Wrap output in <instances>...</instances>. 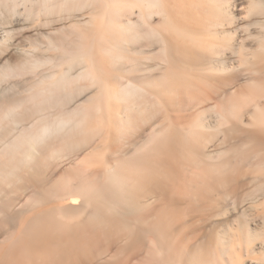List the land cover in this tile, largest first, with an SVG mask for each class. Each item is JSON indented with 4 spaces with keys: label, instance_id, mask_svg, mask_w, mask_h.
<instances>
[{
    "label": "bare ground",
    "instance_id": "obj_1",
    "mask_svg": "<svg viewBox=\"0 0 264 264\" xmlns=\"http://www.w3.org/2000/svg\"><path fill=\"white\" fill-rule=\"evenodd\" d=\"M246 2V5H244L240 0H0V59L3 60L4 55L6 58L4 65L0 63V179H7L6 182H8V180H13V177H19L18 182L21 179V182L26 181V184L30 185L31 183H27L30 179L23 181L22 179L31 178L36 182H33L32 185L37 183L39 185L41 180L44 179V176L41 178V173H36L37 169L40 168L38 166H42V164H39L40 160L41 163H44V161H48L47 157L49 156L53 159L64 158V154H67L68 149L70 153L72 152L76 155L82 165V167H80V164L79 166H74L75 168L80 167L73 172V176L79 182L74 184L70 181H63L62 184H59L61 186L57 188L58 190L56 189L54 194V198L58 202L56 206L52 208L50 206L51 209L49 210H42L39 206H36V204L38 205L37 199L36 201L33 200L34 203L31 200L30 203L34 204L37 209L33 211V215L29 216L28 220L26 219L28 223L33 224L32 230L30 229V231L26 232L25 227H28L26 223L25 225L23 224V229L26 233L25 235L22 233V235L17 236L21 238L18 239L22 243L20 251L17 253L18 255L15 256L18 249L7 252L4 254L5 258L0 261V264H56L55 258L57 259V256L63 250L61 249V252L58 251L60 253L57 256L55 255V257L50 253L51 250H47L45 240L48 238L53 239L54 235L58 234L59 231L66 232L65 234L67 232L68 234L70 233L69 236H72L74 240L76 238L80 239L87 228L99 231H106L110 228L115 229L116 235L111 233L110 230L106 234L110 236V239H112L113 235V243L115 241L119 242V240L122 242L126 240V249L129 251H126L129 254L126 255L132 261L135 258L137 260V257L140 254L142 256L143 253L149 256L148 258L146 257L144 263L141 262L140 264H237V243L230 246V234L227 232L217 233L214 242L211 246L208 245V250L205 253L201 249L199 253L193 251L195 248L198 250L197 247L200 248L202 246H197L198 244H195L196 247L192 245L195 248L191 253L188 252L192 248L187 245L189 246L187 248L189 250L185 252L188 253V255L186 254L187 256L182 255L179 250L184 247V244L183 246L180 244L179 249L176 248L179 251L174 250V246L176 247L178 244H174L177 242L175 239L176 242L173 243L174 246L172 247L171 235L174 233L172 232L173 229L177 227L178 215L170 213V208L176 207L178 205L177 202H171V205L164 202L162 211L152 216L150 214L147 215L146 212L144 213L143 198L161 196L162 200H167L169 196H173L172 189L178 195L182 193V187L194 189L195 186L196 189L201 190V186H208L206 181L212 177V179L215 178L216 181L221 183V188L220 190H217L218 188L210 189L208 196L210 198L208 199L212 200L214 204L219 203L220 207H222L220 200H225L240 193L239 186L242 184L240 183L242 177L246 179L244 180L245 182L242 180L243 184L251 182L249 185L253 183L255 185L259 182L258 180L261 176L264 177V0H246ZM16 17H23L25 21L23 23H30L34 30H36V27L38 30L40 29L39 32L35 31L38 37L34 36V34L36 35L34 32L32 36L33 39H36H32L33 41L26 46L18 45L17 42L21 40H14L16 37L15 33L22 30V28H25L24 32L27 30V26L21 23L23 27L20 26L21 29L19 28L15 32L14 25L16 23L14 19ZM68 20L74 22L73 25L70 22L72 25L70 32L62 31L57 36L49 33L50 30H46L47 32L45 33L42 32L43 28L44 31L47 28L52 31V28L56 27V25L55 27L53 26L54 24L60 26L59 23L69 22ZM237 33L243 35L242 51H238L240 54L236 52L237 49L234 43L236 37H233ZM32 36H28V38ZM23 38L25 40V37ZM247 40L252 41L255 47L249 48L244 52L247 49L245 44ZM14 41L17 43V48L13 47ZM25 43L29 42L26 41ZM150 47L151 49L153 47L158 48V51H154L155 53L152 54L153 49L151 50L152 52L150 51V55L145 50V48ZM10 49L18 53L16 56L19 57V61L16 62V60L15 65H13L12 60V64L10 61L7 62L9 54L6 57V53ZM203 52H205L206 61L203 64L197 63L198 65L201 64V67L198 68L202 72L215 73L216 75L224 74L228 75V77L232 75L230 76L231 80H239V78H234V76L240 74L243 76L244 85H246L244 91L237 92L234 96H228L229 94L223 91V88L225 86L230 87L229 82L231 81L227 82V79H225L226 81L221 82V86L212 87V92L202 97L210 101L218 99L217 97L221 99L226 97L224 102L220 100V103L215 102L217 104L214 103V105L210 106V111L213 112L215 120H217L214 126L200 118H192L190 120H182V118L175 121L176 117L174 120L170 119L172 115L169 118L163 116L164 121L166 118L163 124L160 122V126H156L158 123L155 124L156 127L151 129L147 138L143 139L144 141L139 146V141H137L138 144L135 143L137 147L133 154L135 156L130 157L132 160L129 161L127 157L125 160L128 159V161H120L119 158L120 163H117L119 161L116 160L117 164L113 162L115 165H111L115 158L111 163H109L110 159H106L107 157L104 155L106 152H103L107 150L104 148L106 143L102 139L108 138L107 135L109 134L106 137L105 134L110 129V125L116 121H112L113 115L119 117V119L115 117L118 120L115 123L118 127V130L115 129L116 132L120 134L122 139L128 133V139L131 136L129 133H135L139 129V133H137L140 134V130L149 125L147 122L153 121L162 112L168 114L170 104L175 101L178 103L177 97L179 94L182 93L191 99L194 90L202 92L201 86H205L203 85L205 79L203 81L191 70L195 65L197 67V64L192 62L196 58L195 55L201 54L204 59ZM228 52L239 55V65L231 70L226 65L225 60ZM148 53L149 55L147 56ZM194 56L195 58L193 59ZM10 57H12V54ZM199 57H197V60H200ZM16 59L18 58L16 57ZM146 60L153 61L152 63L155 62V64L146 67V63L149 62H146ZM121 64L122 67L123 65L126 66L125 68L128 72H125L126 74L131 76L136 74L137 76L114 83L112 77L114 73L111 74L110 69H115ZM196 67L195 70H198ZM126 69L124 70L126 71ZM155 71L158 72V75ZM17 78L21 79L17 80ZM207 83L205 84L208 87L209 83ZM19 86L24 89L25 86L27 87L25 91L22 89L25 92V96L23 95L24 93L22 94L23 96H18L16 94L17 91L16 93L14 92ZM88 91H92L93 94L91 92L92 95H87ZM19 92L21 94L22 91L20 90ZM182 101L180 97V102L182 103ZM191 102L193 101L191 100ZM183 104L184 102L182 106L185 107L187 104L190 105V102L186 105ZM171 106H174V104ZM180 106H177L178 110L182 108ZM247 110L250 113L251 120L246 124L242 120L241 115L243 111ZM171 111L177 112L174 109ZM158 120L160 119L158 118ZM118 134L115 133L116 136ZM112 135L113 137L115 136L114 134ZM112 135L110 138L113 140ZM220 136L222 137L220 138L222 139V144L224 143L225 145H223L226 147L224 148L223 146L224 149L220 151L221 148L219 149L220 146H218L216 151L212 150L213 152H209L207 150L208 144L213 143ZM76 137L79 139L78 142L73 140L77 139ZM70 140L75 143L72 141V143L70 142L71 144L67 143ZM117 140L119 143L122 141ZM126 141L121 143L124 145L127 143ZM65 142L66 145H64ZM123 145L120 146L124 148L128 143ZM66 147L69 148L67 149ZM65 148L67 152L64 151ZM84 148L86 150L89 149V151L91 149V151L87 154L86 151L84 154ZM108 149L111 150L110 148ZM112 150H114L113 147ZM81 151L84 156L79 159ZM115 151L118 153V149ZM78 152L80 154H77ZM120 156H117V158ZM124 156H127V154L125 153ZM170 162L176 163V165L179 164L177 171L167 169L170 166ZM36 163H38L36 166L38 168H35ZM49 164H52V162ZM243 164L245 166L247 164L250 169L252 168L250 170L248 167L243 166V169L245 168L243 171L246 170L249 173L247 178L244 176L248 175L247 172L245 171L246 174L243 172L244 175H242V170L240 171ZM56 166L59 165L57 164ZM25 167H28V169H33L34 167L36 171L33 169V174H31L30 169L28 172L31 177L30 175L27 177V172L24 171ZM164 169L167 170L164 171ZM18 170L20 173L23 171L25 173L23 172L24 174L21 175L17 173L19 172ZM90 170L91 173L89 174ZM15 172L23 177L20 178ZM68 172L70 173V171ZM251 172L252 174H250ZM250 176L253 179L258 178L257 182H253ZM67 177L69 178V176ZM75 179L73 178V180ZM15 180L14 182H16ZM263 180L261 182L262 185H258V183L256 188L254 185L252 186L254 188V190L252 189L253 194L250 192L252 197L258 194L261 195L262 191L264 192ZM43 184L45 183L43 182ZM243 184V187L247 185ZM8 185L11 186L10 183ZM217 185L220 186V184ZM242 186L240 188L243 189ZM17 187L15 188L16 190ZM259 189L261 190L260 193H258ZM19 191L21 190L19 189ZM250 193H247L249 197H251ZM247 194L244 196L246 197ZM48 195L47 193L46 196ZM244 196L241 197L245 199ZM12 201L14 202V200ZM45 201L48 203L47 199ZM51 203L53 202L51 201ZM225 203L227 204L229 201L227 200ZM15 204L14 206L17 207V204ZM0 206L3 210V206ZM5 206L9 207L8 205ZM5 206L4 209H6ZM28 207L29 209L31 207L29 203ZM220 207L212 208L211 214V210L207 211L208 213L203 218L212 221L214 218L221 216L226 210ZM86 209H88V212H86L85 220L84 216L82 217L83 221L76 218V215H84ZM230 209L231 207L228 210ZM17 214L19 213L17 212ZM226 214L228 213L226 212ZM12 215L9 218L12 219L11 223L13 225L18 222L22 223L24 217L19 215L21 217H18L21 219L19 221L17 217L15 219L16 214ZM6 217L8 218V216ZM75 218L80 223L76 224L77 222H75V224L71 225V221H75ZM79 218L82 219L80 216ZM262 218H264V215ZM5 219H2V222ZM28 223L27 225L29 226ZM41 226L43 228L46 226L47 229L41 230ZM49 226L55 231H52V229L51 231L48 230ZM76 226H78L79 230H77ZM242 227L243 229L240 233L242 240L240 239L241 242L239 240L238 243L239 245L244 243L247 253L251 254L254 250L251 251L249 245L258 239L264 241V233L261 231L256 232L249 226L245 229L244 226ZM90 230L88 229L87 231L91 232L92 230ZM78 231L79 234H82L80 235L81 237H77L78 233L77 235H72ZM22 232L24 231L22 230ZM96 232L92 231V233ZM14 234L12 235L14 236ZM65 234L61 235L64 236ZM87 235L88 233H86ZM89 235L93 236L94 234L91 235L90 233ZM15 239L11 240L14 241ZM55 239L52 240V244ZM99 240L101 243L104 241L100 237ZM99 240H97L98 243ZM235 240L237 241V239ZM16 241L17 239L14 243ZM60 243L62 244V242ZM81 243L80 240V243H76V246L78 245L79 247ZM101 243L100 245H102ZM260 243L264 242L260 241ZM72 245L73 247L75 246L74 244ZM63 246L60 248H67V245ZM90 246H92L91 242ZM204 246L203 248H205ZM100 247L97 249L98 252L102 249L105 250L103 246L100 250ZM67 249L69 251L72 250L70 248ZM77 249L80 250V248ZM172 249L175 253L172 252ZM196 249L195 251H197ZM41 250H44V252ZM87 250L90 249L88 248ZM94 250L95 252L93 253L96 256V249L94 248ZM238 250L240 249L238 248ZM14 251L16 252L14 253ZM169 252L174 255H169ZM79 253L82 255L84 252ZM81 255L79 254L78 256ZM96 258L99 260V257ZM83 259L86 261L88 258ZM120 260L122 261V258ZM62 261L65 262L66 260ZM137 262H139V259ZM110 263L114 264L113 262Z\"/></svg>",
    "mask_w": 264,
    "mask_h": 264
},
{
    "label": "rangeland",
    "instance_id": "obj_2",
    "mask_svg": "<svg viewBox=\"0 0 264 264\" xmlns=\"http://www.w3.org/2000/svg\"><path fill=\"white\" fill-rule=\"evenodd\" d=\"M240 2H242L244 5H246V0H240ZM16 18H18L19 20H20V22H19V20L18 19H16ZM14 20H15V25H14V30H15V32H17L16 30H19V28L21 29V27H23V26H21L22 24L21 23H25V21H24V18L23 17H16ZM17 20V21H16ZM69 21V20H68ZM67 22V21H66ZM65 21L62 23V24H60L59 23V25L60 26H58L57 24H54L53 26L55 27V25H56V27L55 28H52L53 30L51 31V29L50 28H47V29H45V31H44V28L42 29V32H47V31H49V33H52L54 36H57V35H60L61 34V32L62 31H65V32H70L71 30H72V25H73V23L74 22H71V21H69V22H67L66 23ZM70 22H71V24H70ZM18 23H20V24H18ZM23 23V24H24ZM65 23V24H64ZM27 24V25H26ZM26 24H24L25 26H27L26 28H27V30H28V28H30L32 25L30 24V23H27L26 22ZM30 24V25H29ZM66 24H68V25H66ZM19 25V26H18ZM29 25V26H28ZM21 26V27H20ZM17 27H18V29H17ZM58 27H60L59 29H58ZM25 28H22V30H19V32H17V33H15V36L17 37V36H21V37H15V39L14 40H16V41H19V40H21V41H19V42H17L18 43V45H28V44H30V42L31 41H33V40H35L36 38H34L33 39V33L36 31H38L39 32V30L37 29V27H36V30H34V28L33 27H31L29 30H28V32H27V30H26V32H24L25 30H24ZM33 29V30H32ZM55 29V30H54ZM56 29H57V31H56ZM228 29V28H227ZM31 30H32V32H31ZM47 30V31H46ZM30 31V32H29ZM53 31H54V33H53ZM35 32V33H36ZM57 32V33H56ZM20 33V34H19ZM24 33V34H23ZM27 36V37H26ZM28 36H32V37H29L28 38ZM34 36H36V37H38V35H37V33H36V35L34 34ZM23 37H25V40L26 41H28L29 43H25L26 41L24 40V38ZM233 37H236V39H234V43H235V46H236V49H237V53H238V51H242V48H241V46H242V44H243V35L242 34H234V36ZM23 38V39H22ZM30 38H31V40H30ZM33 39V40H32ZM16 41H14V46L13 47H16L17 48V43H16ZM24 41V42H23ZM16 43V44H15ZM22 43H24V44H22ZM245 44H246V47H247V49H245V51L244 52H246V50H248L249 48H253V47H255V44L252 42V41H250V40H247L246 42H245ZM16 45V46H15ZM16 48H14L15 50H16ZM13 49V48H12ZM12 49H10L11 50V54H12V57H10V50L8 51V53H6L7 54V56L6 57H8V54H9V60L7 59V62H11V60L13 61V65H15L16 64V62H18L19 61V57L18 56H16V55H18V53H16L17 51H15V52H13L14 50H12ZM154 49V50H153ZM145 50L147 51V52H149L150 53V51L151 50H153V52H152V54L153 53H155L154 51H158V48H155V47H153L152 49H151V47L150 48H145ZM13 52V53H12ZM149 53L147 54V56L149 55ZM234 54V53H227L226 54V58H225V60H226V65H228V68L231 70L233 67H237V65H239V55L238 54H240V53H238V54ZM15 54V55H14ZM202 54H204V59H203V55L201 56V54L200 55H198V56H200V57H202V58H200L199 57V59L201 60H197V55H195L196 56V58H195V56L193 57V61L192 62H194V63H204L205 61H206V56H205V52H203ZM14 55V56H13ZM150 55H151V53H150ZM5 56V55H4ZM3 56V60H1L0 61V63L1 64H5L4 62H5V60H6V58ZM16 57L18 58V59H16ZM5 58V59H4ZM12 58V59H11ZM15 59V60H14ZM17 60V61H16ZM197 60V61H196ZM203 60V61H202ZM221 60H222V57H221ZM2 61H3V63H2ZM16 61V62H15ZM147 61H149V60H146V62ZM199 61V62H198ZM153 61H149L148 63H146V67L147 66H151V65H153V64H155V62L154 63H152ZM194 63H193V66H194ZM1 64H0V66H1ZM11 64H12V62H11ZM201 64H197V67H196V65H195V67L196 68H198V67H201L200 66ZM118 67V66H117ZM116 67V68H117ZM124 67V68H123ZM123 67H122V64L118 67V69L116 70V68L115 69H110L111 71V74H113L112 75V77H113V82L114 83H118L119 82V80L122 82V81H125V79H127V78H130V77H133V76H137L136 74H132V76L130 75V74H126L125 72H127V69L125 68L126 66L125 65H123ZM195 67L191 70L192 71V73H194L197 77H199V78H201L203 81H204V79H205V81H204V84L203 85H205L204 87L203 86H201V88H202V92H197V90H194L193 91V93H192V95L194 96H191L192 98L190 99V97H187V96H185L184 94H179V96L177 97V101H178V103L175 101V102H173L172 104H174V106H171L172 104H170V106H169V108H168V111L169 112H167L168 114H166L165 112L163 113H161V114H159V116H157L156 117V119L154 118L153 119V121L152 120H150V122L148 121L147 122V124L149 123V125H147V127H144V129L142 130H140L141 132H142V134H141V132H140V134H138L139 133V129L137 130V132H131V133H129V135L131 134V136H129V140H130V142H129V140L127 139V136H128V133L126 134V136H125V138H120V134H118L117 132H116V130H118V127L116 126V124L115 123H117V119L115 118V117H117V116H114L113 115V117H112V121H115L114 122V124H112V125H110V129L106 132V134H105V137H106V135L107 134H109V135H107L108 136V138L106 137V138H104V139H102V140H104L105 141V149H107V150H104L103 152L105 153L104 155L107 157L106 159L108 160V159H110L109 160V163H111V161L112 160H114V158H115V160L114 161H112V163H111V165H115V164H117V163H120V161H124L125 160V158H127L128 157V159H129V161L130 160H132L130 157L132 156V157H134L135 155H133L134 153H135V150H136V147L137 146H135V143L136 144H138V142L137 141H139V144H138V146L147 138V136H148V134L151 132V129L153 128V127H156V126H160L161 124H163V122H165L166 121V118L165 117H171V115H172V117L170 118L171 120L173 119L174 120V118L176 117V120L175 121H178V119H182V120H190V119H192V118H197V119H202V120H204L205 122H207V123H211V124H213L212 126H214V124L215 123H217V120H215V117H214V114H213V112L212 111H210V109H211V107L210 106H212V105H214V103L215 102H217V103H220V100H221V102H224V100H225V98L226 97H222V99L220 98V97H217L218 99H215V100H213V101H210V100H207V98H204V99H206L205 101H204V99L202 98V97H204V96H207V95H205V94H208V93H210V92H212V87H215V86H221L222 85V83L221 82H223V81H226L225 79H227V82L228 81H231V82H229V85H230V87H228V86H225L224 88H223V91H225V92H227V94H229L228 96H234L235 95V93L237 94V92H242V91H244V89L246 88V85H244V82H243V76L242 75H240V74H238V76H234V78H239V80L238 79H232L231 80V78H230V76H232V75H230L229 77H228V75H224V74H210V73H207V72H202L199 68H198V70L196 69L195 70ZM108 69V68H107ZM124 69H126V71L124 70V72H123V70ZM194 70V71H193ZM116 71V72H115ZM120 71V72H119ZM197 71V72H196ZM123 72V73H122ZM156 72V74L158 75V72L157 71H155ZM155 72H154V74H155ZM201 72V73H200ZM118 73V74H117ZM123 75H122V74ZM128 73V72H127ZM197 73V74H196ZM141 74V73H140ZM139 74V75H140ZM155 74V75H156ZM203 74V75H202ZM208 74V75H207ZM120 75V76H119ZM237 75V74H236ZM118 76V77H117ZM123 76V77H122ZM125 76H127V77H125ZM118 78H120V79H118ZM121 78H123V79H121ZM210 78V79H209ZM233 78V77H232ZM21 78H17V80H20ZM114 79H115V81H114ZM230 79V80H229ZM117 80V81H116ZM207 80V81H206ZM211 83H210V82ZM209 83V85H208V87H207V85L205 84V83ZM84 83H86V82H84ZM83 83V84H84ZM207 83V84H208ZM213 83V84H212ZM217 83V84H216ZM218 83H220L219 85H218ZM232 85H231V84ZM84 85H86V84H84ZM212 85V86H211ZM22 87H24L23 85H21ZM21 86H19V87H17L15 90H14V92L16 93V91H17V95L18 96H25V92H23V90L22 89H24V88H22ZM210 86V87H209ZM27 87L25 86V89H26ZM206 88V89H205ZM211 88V89H210ZM25 89H24V91H25ZM226 89V90H225ZM22 91L21 92V94H19L20 92L19 91ZM204 90V91H203ZM92 91H94V90H92ZM92 91H88V93H87V95H92L93 94V92ZM198 91H200V90H198ZM208 91V92H207ZM91 92H92V94H91ZM197 93V95H196V93ZM205 92V93H204ZM222 92V91H221ZM232 93V94H230V93ZM13 93V92H12ZM24 93V94H23ZM23 94V95H22ZM202 94V95H201ZM199 95V96H198ZM196 96H197V98H196ZM180 97H181V100H183L182 101V103L184 102V104L183 105H186L187 103H189L190 102V105H186L185 107L184 106H182V103L180 102ZM178 98H179V100H178ZM183 98V99H182ZM189 99V100H188ZM194 99H196V100H194ZM203 99V100H202ZM188 100V101H187ZM191 100L193 101V102H191ZM199 103H198V102ZM80 102H82V101H80ZM186 102V103H185ZM194 102H195V104H194ZM205 102V103H204ZM175 103H177L176 105L179 107L180 105L182 106V108H180L179 110H178V108H177V106L175 105ZM196 103H198L197 105H196ZM217 103H215V104H217ZM180 104V105H179ZM192 104V105H191ZM195 105V106H194ZM180 106V107H181ZM190 106V107H189ZM173 107V108H172ZM174 109V111H176L177 110V112L176 113H174L173 111H171V110H173ZM123 111V110H122ZM121 111V112H122ZM115 114V113H114ZM166 114V115H165ZM173 114H174V116H173ZM177 115V116H176ZM163 116H165L164 118H165V121L163 120ZM178 117V118H177ZM241 117H242V120L247 124V123H249V121L251 120V117H250V113L248 112V110L247 111H243V113H242V115H241ZM115 118V119H114ZM118 119H119V117H117ZM158 118L160 119V120H158ZM162 119V120H161ZM155 121H156V123H155ZM158 121V122H157ZM154 122V123H153ZM159 122L161 123V124H159ZM158 123V124H157ZM174 123V122H173ZM155 124H157L156 126H155ZM145 126V125H144ZM142 128V127H141ZM216 128V127H215ZM116 129V130H115ZM144 131V132H143ZM115 133L116 134H118V136H116L115 135ZM112 134H114L115 136H116V138L117 137H119V138H117V139H119V140H122L123 141V143H125L124 141H126V140H128V141H126L127 143H128V145H126V144H124V145H126L124 148L122 147V146H120V145H123V143H121L122 141H120V143H119V141L116 139V138H114L113 137V135ZM137 136H135V135ZM111 135H112V137H113V140L110 138L111 137ZM141 135V136H140ZM79 137V136H78ZM140 137V138H139ZM142 137V138H141ZM145 137V138H144ZM77 138V137H76ZM130 138H132V139H130ZM139 138V139H138ZM220 138H222L221 136L218 138V139H216L215 141H213V143H211V144H208L209 146L207 147V148H205V149H207L209 152H213V151H216L218 148V146H220L219 147V149H220V151H222L226 146H224L223 144H222V139H220ZM106 139V140H105ZM111 139V140H110ZM115 139H116V141L118 142H116L115 141ZM144 139V140H143ZM73 140H77V142L79 141V139L77 138V139H73ZM73 140H70L69 142H67V143H70L71 141L73 142V143H75ZM220 140V141H219ZM107 141H108V144H107ZM115 142L114 144H113V142ZM71 142V143H72ZM76 142V143H77ZM219 142H221L220 144H219ZM70 143V144H71ZM112 143V144H111ZM117 144V145H116ZM119 144V145H118ZM64 145H66V142L64 143ZM108 147H107V146ZM112 145V146H111ZM123 145V146H124ZM132 145V146H131ZM221 145H222V147H221ZM67 146H69L68 144H67ZM111 146V147H110ZM121 148H120V147ZM223 146H224V148H223ZM112 147H113V149L114 150H112ZM128 147H130V148H128ZM67 149L69 148V147H66ZM66 148H65V152H67L66 151ZM108 148H110L111 150H109ZM127 148V149H126ZM214 148H216V149H214ZM85 149V148H84ZM116 149H118V153H117V151H115ZM125 151H124V150ZM123 150V151H122ZM202 150V149H201ZM211 150V151H210ZM213 150V151H212ZM83 151V150H82ZM82 151H81V154L78 152L77 154H80L79 156H80V158L79 159H81V158H83V156H84V154H85V152H86V154L87 153H89L90 151H91V149H90V151H89V149L88 150H84L83 151V153H82ZM109 151V153H111L112 151V153L111 154H109V153H107ZM116 153H115V152ZM127 151V152H126ZM203 151V150H202ZM73 152H75L74 150H73ZM121 152H122V154H121ZM69 153V154H68ZM120 153V154H119ZM125 153L127 154V156H124L125 155ZM75 154H76V152H75ZM109 154V155H108ZM67 157H66V156ZM71 155V156H70ZM82 155V156H81ZM108 155V156H107ZM121 155V156H120ZM47 156V155H46ZM49 156V155H48ZM105 156H104V158H105ZM117 156H120V157H118L117 158ZM189 157H190V155H188ZM44 157V156H43ZM71 157V158H70ZM73 157V158H72ZM111 157V158H110ZM123 157V158H122ZM45 158V157H44ZM44 158H43V160H44ZM48 158V161H44V163H41V160H40V163L39 164H42V166L41 165H39L38 167H40V168H38V167H36L37 165H38V163H36L35 164V168H38L37 169V171H36V169H34V167H33V169L36 171V173H38L39 172V174L41 173L42 174V176H41V178L43 177L44 179H42L41 180V182H40V184L38 185V183L35 185V184H33L32 185V183L34 182L31 178H24V179H22V181L23 180H29V181H27V183L29 182V183H31L30 185H27L26 184V181H23V182H21V179H20V182H18L19 181V177H13V180H8V182H6L7 181V179H5V180H3V179H0V205H2L3 206V210H2V207L0 206V215H1V217H0V223L2 222V219H5V221L3 220V222L0 224V226H2V227H0V261H2V259L3 258H5V255L4 254H6L7 252H11L12 250H16V249H18L17 250V252L16 251H14V253H15V256H17L18 254L17 253H19V251H20V246H22V243H20V240L19 239H21V238H19V237H17V236H19V235H22V233H24V235H25V233L27 232V231H30V229L32 230V225L33 224H31V223H28L27 222V220L31 217V215H33V211H36L37 209H36V207H34L35 205L34 204H32V203H34V201H36V199H37V202H38V205L36 204V206H39V208H41L42 210H49V209H51L52 207H54V206H56L57 205V203L58 202H56V198H54L55 197V191H56V189L57 188H60V186L61 185H59V184H62L63 183V181L64 182H67V181H70L71 183H74V184H76L77 182H79V180L78 179H75V177L73 176L74 175V170L75 169H78V168H80V167H82V165L80 164V161H78V159H77V157H76V155H74L72 152L70 153V151H69V149H68V152H67V154H64V158H61V159H53V158H51L50 156L49 157H47ZM76 158V160H74ZM120 158V161L118 160ZM54 160V162H53V160ZM65 159V160H64ZM128 159H126L125 161H128ZM42 160V161H43ZM45 160H47V159H45ZM59 160H61V161H59ZM116 160H118L119 162H117L116 163ZM52 162V164H49V163H51ZM62 162V163H61ZM115 164H114V163ZM60 163V164H59ZM44 164V165H43ZM47 164H49V165H47ZM54 164V165H53ZM59 165V166H56V165ZM76 164H78V165H76ZM79 164L81 165L80 167H74V166H79ZM175 165H176V163H174L173 164V162H170V166H168V168L167 169H171L170 171H172V169L174 170V171H177V167H178V165H176V167H175ZM33 166V165H32ZM32 166H30V167H32ZM50 166V167H49ZM243 166L244 167H248L247 166V164H246V166H245V164H243L242 165V168L240 169V171L242 170V175H244V173L243 172H245V171H243L244 169H243ZM104 167V166H103ZM253 167H255V166H253ZM249 169H250V167H248ZM22 169V168H21ZM25 170L24 171H26L27 172V174L26 175H28L27 177H29V175H30V173L28 172L30 169H31V174H33L32 173V171H33V169L32 168H29L28 169V167H25L24 168ZM26 169H28V170H26ZM167 169H164V171L165 170H167ZM247 169V168H246ZM252 169V168H251ZM250 169V170H251ZM47 170V171H46ZM71 170H73L72 172H71ZM95 170V169H94ZM249 170V171H250ZM19 171V170H18ZM22 171V170H21ZM23 171V172H24ZM45 171V172H44ZM68 171H70V173H72V174H70ZM253 171V170H252ZM17 172V171H16ZM15 172V173H16ZM20 173V171L19 172H17V173H19V174H24V173ZM68 174H67V173ZM247 172V171H246ZM246 172H245V174H246ZM16 173V174H17ZM29 173V174H28ZM91 173V170L89 171V174ZM19 174H17V175H19ZM65 174H66V176H65ZM88 174V173H87ZM247 174L248 175H244V176H246V178L249 176V173L247 172ZM250 174H252V172L250 173ZM21 175H19L20 176V178H22L23 176H21ZM26 175H25V177H26ZM67 176H69V178L67 177ZM252 176V175H251ZM250 176V178L251 179H253L252 177ZM30 177H31V175H30ZM62 177H63V179H62ZM92 177V176H91ZM254 177V176H253ZM65 178V179H64ZM73 178L76 180H73ZM10 179V178H9ZM12 179V178H11ZM14 179H16L15 181L16 182H14ZM61 179V180H60ZM72 179V180H71ZM257 179L258 178H255V179H253V182L254 181H256L257 182ZM264 179V177H260V179L258 180L259 182H257L256 184H258V185H262L261 184V182H262V180ZM18 180V181H17ZM32 180V181H31ZM213 180V181H212ZM242 180L244 181V180H246L245 178H243L242 177ZM242 180H241V182L240 183H242L243 184V182H242ZM248 180H250V179H248ZM248 180H247V182H248ZM13 181V182H12ZM62 181V182H61ZM73 181V182H72ZM212 181V182H211ZM251 181V180H250ZM264 181V180H263ZM43 182L45 183V184H43ZM61 182V183H60ZM214 182V183H213ZM245 182V181H244ZM252 182V183H253ZM10 183L11 184V186L10 185H8V184ZM12 183H15V184H13L12 185ZM22 183V184H21ZM28 183V184H29ZM34 183H36V182H34ZM206 183L208 184V186L206 187L205 185H203V186H201V190H199V189H196L195 188V186H194V189L192 188L191 189V187H182V193H180V194H176V192H175V190L174 189H172V191H173V196L171 197V196H169V198L166 200V199H164V200H162L163 198L161 197V196H155V198H152V197H148V198H143V201L144 202H146V203H144L143 202V206H145V211H144V213L146 212V214L148 215V214H150V215H152V216H154V215H157L159 212H161L162 211V209H163V204H164V202L166 203V204H169V205H171V202L172 203H174V202H177V206L176 207H172V208H170V213H172V214H175L176 213V215H178V221H177V227L175 228V229H173V231L172 232H174L171 236H172V242H171V245H172V247L174 246V244L175 245H177L176 247L174 246V250H177L176 248H178L179 249V247H180V244H182L181 246H183V244H184V247H181L179 250H180V252H181V254L182 255H188V253H191V252H198L199 253V250L201 249V251L202 252H207V250H208V245L209 246H211V244L214 242V239H215V236H216V234L217 233H223V232H227L228 234H230V238L229 239H231L230 240V246H233L234 245V243H235V245H236V243H237V250H236V252H237V264H264V243H260V241H262V242H264L262 239H258V240H260V241H255L252 245L250 244L249 245V248L251 249V251H253L251 254H248L247 253V251H246V248H244L245 247V244L244 243H242V244H240L239 245V243H238V241L241 239V235H240V233L242 232V229H243V227L242 226H244V229L245 228H247L248 226L252 229V230H254V231H256V232H262V233H264V223H262L263 221H264V218H262L263 217V215H264V192L262 191L261 192V190L258 192V193H262L261 195L260 194H258V195H256L255 197L253 196L252 197V194H253V191H252V189L254 190V188L252 187L253 185H254V183L252 184V185H249V184H247V183H244V184H247V185H245L244 187L242 186V184H240V186H242L243 187V189L242 188H240V186H239V191H240V193L238 194V195H236V196H233V197H235V198H233V197H230V198H227V199H223L222 201L220 200V203H221V206L222 207H220V204L219 203H216V204H214V202L212 201V200H210V199H208V198H210V197H208L209 196V191H210V189H217V190H220V188H221V183H219V181H216L215 180V178H213L212 179V177H210V178H208L207 179V181H206ZM210 183H213V184H210ZM9 186H7V185ZM26 184V185H25ZM54 184V185H53ZM57 184V185H56ZM215 184V185H214ZM217 184H220V186L219 185H217ZM243 184V185H244ZM256 184L254 185L255 186V188H256ZM3 185V186H2ZM19 185V187H17ZM51 185H53V186H51ZM213 185H214V187H213ZM232 185V184H231ZM257 185V186H258ZM4 186H6V187H4ZM24 186V187H23ZM27 186V187H26ZM44 186V187H43ZM49 186H51V187H49ZM210 186H211V188H210ZM3 187V188H2ZM17 187V190L19 191V189L21 190V191H17L15 188ZM23 189H22V188ZM34 187V189H32ZM41 187H42V189H41ZM223 187V186H222ZM6 190H5V189ZM27 188V189H26ZM43 188H44V190H43ZM46 188V189H45ZM48 188V189H47ZM184 188V189H183ZM1 189H3V190H1ZM26 189V190H25ZM205 189V191H203ZM242 189V190H241ZM16 190V192H14ZM30 190V191H29ZM58 190V189H57ZM184 190V191H183ZM11 191V192H10ZM34 191V192H33ZM46 191V192H45ZM49 191V192H48ZM51 191H54V192H51ZM203 191V192H202ZM207 191V192H206ZM242 191V192H241ZM3 192V193H2ZM186 192V193H185ZM244 192V193H243ZM250 192H252V194L250 193ZM47 193L49 194L48 196H46L47 195ZM50 193H51V195H50ZM201 193V194H200ZM242 193H243V195H242ZM247 193H250L251 194V197H249V195L247 194ZM45 194V195H44ZM245 194H247V196L245 197L244 195ZM54 195V196H53ZM175 195V196H174ZM199 195V196H198ZM205 195V196H204ZM13 196V197H12ZM43 196V197H42ZM50 196V197H49ZM198 196V197H197ZM241 196H244L245 197V199L243 198V197H241ZM34 197H38V198H34ZM49 197V198H48ZM53 197V198H52ZM34 198V199H33ZM46 200L47 199V202L49 203H46V201L44 200V199ZM198 198V199H197ZM204 198V199H203ZM233 198V199H232ZM243 198V199H242ZM30 199V200H29ZM55 199V200H54ZM145 199H146V201H145ZM153 199V200H152ZM6 200V201H5ZM12 200H14V202L12 201ZM31 200L33 201L32 203H30L31 202ZM54 200V201H53ZM151 200V201H150ZM227 200L229 201V203H225V202H227ZM10 201V202H9ZM51 201L53 202V203H51ZM163 201V202H162ZM198 201V202H197ZM55 202V203H54ZM182 202V203H181ZM211 202V203H210ZM8 203H10V204H8ZM14 203H16L17 204V207H15L14 206ZM28 203H29V206H31L30 207V209H29V207H28ZM42 203V204H41ZM45 203V204H44ZM162 203V204H161ZM181 203V204H180ZM199 203V204H198ZM224 203V204H223ZM15 204V205H16ZM160 204H161V207H160ZM198 204V205H197ZM218 204V205H217ZM5 205H8L9 207H7V206H5ZM32 205H33V207L35 208H33L32 207ZM149 205V206H148ZM203 205H205V206H203ZM215 205H217V206H215ZM226 205H228V207H226ZM231 205V206H230ZM4 206L6 207V209H4ZM41 206V207H40ZM50 206H51V208H50ZM181 206V207H180ZM192 206V207H191ZM214 206V207H213ZM223 206H225V207H223ZM12 207V208H11ZM147 207H149V208H147ZM154 207V208H153ZM225 208V210H226V212L228 213V214H226V212H224L223 214H221V216H218V217H216V218H214V220H212V221H208V220H205L203 217L205 216V214H207L210 210V214L212 213V208ZM229 207H231V209L230 210H228L229 209ZM9 208V209H8ZM31 208H33V209H31ZM47 208V209H46ZM193 208V209H192ZM228 208V209H227ZM24 209V210H23ZM29 209V210H28ZM151 209V210H150ZM155 209V210H154ZM208 209V210H207ZM5 210V211H4ZM17 210H19V211H17ZM22 210V211H21ZM26 210V211H25ZM32 210V211H31ZM10 211V212H9ZM13 213H12V212ZM16 211V212H15ZM29 211V212H28ZM31 211V212H30ZM155 211V212H154ZM190 211H192V212H190ZM208 211V212H207ZM17 212L19 213V214H17ZM21 212V213H20ZM27 212V213H26ZM86 212H88V209H86L85 211H84V215L83 214H81V215H76V218H78L79 220H82L83 221V218H84V220H85V218H86ZM2 213V214H1ZM10 213H12V214H16V216H15V219H16V217H17V220L19 219L18 217H20L19 215H21L22 217H24L23 219H22V223L21 222H18L17 220H16V222H18V223H15L14 221V223L16 224H12L11 223V220L12 219H10L9 217L10 216H13L12 214H10ZM24 214V216H23V214ZM29 213V214H28ZM32 213V214H31ZM9 214V215H8ZM154 214V215H153ZM4 215H6V216H8V218L6 217V216H4ZM181 215V216H180ZM260 215H262V217H260ZM30 216V217H29ZM79 216L82 218L83 216V218L82 219H80L79 218ZM226 216V217H225ZM5 217V218H4ZM202 217V218H201ZM21 218V217H20ZM75 218V219H76ZM7 219H8V222H7ZM9 219H10V223H9ZM27 219V220H26ZM78 219H76L75 221L74 220H72L71 221V225H73V224H75V222H77L76 224H78V223H80V221H77ZM187 219V220H186ZM198 219V220H197ZM13 220H14V218H13ZM21 219H19V221H20ZM204 220V221H203ZM81 221V222H82ZM199 221V222H198ZM197 222V223H196ZM9 224V226H8V224ZM25 223H26V226L28 227V228H26L25 227V230H26V232H25V230L23 229V227H24V225H25ZM27 223L29 224V226L27 225ZM213 223V224H212ZM19 224H21V225H19ZM24 224V225H23ZM11 225V226H10ZM19 225V226H18ZM31 225V226H30ZM31 227V228H30ZM74 227V226H73ZM77 227V230H79L78 229V226H76ZM75 227V228H76ZM192 227V228H191ZM18 228V229H17ZM41 228V230H46L47 229V227L46 226H44V228H43V226H41L40 227ZM49 229L48 230H50L51 231V227L49 226L48 227ZM241 228V229H240ZM262 230H261V229ZM29 229V230H28ZM92 230L93 232L95 231H97L96 233H92V231L91 232H88L87 230ZM199 229H202V230H199ZM22 230L24 231V232H22ZM75 230V229H74ZM110 231H111V233H113V234H117L116 233V230L115 229H113V228H110L109 229ZM108 229L105 231V230H101V231H99V230H95V229H93V228H87V229H85V231L83 232V235L82 234H79V231L78 232H74L72 235H77V233H78V235H77V237H79L80 235H82V237L79 239V238H76L75 236H73V237H75L76 239L74 240V238H72V236H69V234H68V232H67V234H65L66 232H64L63 233V231H59V232H61V233H59L58 231V234H59V236H58V234H56V235H54V237L56 238H54L53 237V239H55L54 240V242H53V244H52V240L53 239H51V238H48L47 240H45V246H47V250L48 251H50V253H52L54 256L56 255H58L60 252H61V249L63 250L58 256H57V259L55 258V261H56V264H67V262H68V264H70L72 261V263L71 264H75L77 261V263L76 264H92V263H94V264H96V262H97V264L99 263V264H105V263H107V264H111L110 262H113L114 264H116V263H120V259L122 258V261H121V263L120 264H129L130 262H131V264H140L141 262H145L146 260V257L148 258L149 256H146V255H144V253H143V255L142 256H138L137 257V260H136V258H135V260H131V258L128 256L129 254H128V250L126 249V246H127V242H125V241H123V242H125L124 244H123V242L122 241H120L119 240V242H117V241H115L114 243H113V235H112V239H110V236H108L107 234H106V232L107 231H109ZM115 230V231H114ZM193 230V231H192ZM197 230V231H196ZM259 230V231H258ZM52 231H55V230H53L52 229ZM112 231H114V232H112ZM88 233V235L91 233V235H93V236H88V238H86L87 236H86V233ZM101 232H103L102 234L99 233ZM177 232V233H176ZM194 232V233H193ZM15 233V234H14ZM21 233V234H20ZM85 233V234H84ZM189 233V234H188ZM261 233V234H262ZM12 234H14V236L12 235ZM17 234V235H16ZM61 234H65L64 236H62ZM178 234V235H177ZM190 236H188V235ZM67 235V236H66ZM85 235V236H84ZM102 235H104V236H102ZM106 235V236H105ZM186 235V236H185ZM12 236V237H11ZM57 236V237H56ZM61 236V237H60ZM183 236H185L184 238H183ZM17 237V238H16ZM23 237V236H22ZM66 237V238H65ZM71 237V238H70ZM93 237H94V239H95V241H94V239H93ZM96 237V238H95ZM99 237H100V239L101 240H104V241H102V243H101V241L99 240ZM104 237V238H103ZM108 237V238H107ZM180 237V238H179ZM182 237V238H181ZM240 237V238H239ZM17 239V241H16V243H17V245H16V243H14V241ZM19 238V239H18ZM68 238V239H67ZM187 238V239H186ZM189 238V239H188ZM11 239H15L14 241L13 240H11ZM77 239H79L78 241H77ZM83 239H85L84 241H83ZM89 239V240H88ZM177 240V242H176V240ZM180 239V240H179ZM235 239H237V241L235 240ZM60 240V241H59ZM63 240V241H62ZM70 240H71V242H70ZM80 240H81V246L79 245V247H78V245L76 246V243L77 244H79L80 243ZM97 240H99V243H98V241ZM111 240H112V242H111ZM188 240V241H187ZM242 240V239H241ZM241 240H240V242H241ZM58 242V243H56V242ZM86 241H87V243H86ZM107 241V242H106ZM108 241H109V243H108ZM178 241H179V243H178ZM183 243H182V242ZM236 241V242H235ZM14 243V244H12V243ZM47 242H49V243H47ZM60 242H62V244L60 243ZM70 242V243H69ZM75 242V243H74ZM84 242V243H83ZM90 242H91V245L92 246H90ZM94 242V243H93ZM174 242H176V243H174ZM188 244H187V243ZM190 242V243H189ZM10 243V244H9ZM86 243V244H85ZM93 243V244H92ZM97 243V244H96ZM100 243L102 244V245H100ZM104 243V244H103ZM106 243H108V244H106ZM117 243V244H116ZM174 243V244H173ZM209 243V244H208ZM15 245V246H12V245ZM21 244V245H20ZM47 244V245H46ZM49 244H52L53 245V247L55 248H53L52 247V245H49ZM63 246V244H64V246H66L67 248H70V249H72V250H70L69 251V249H67V248H65L64 246V248H60V247H62L61 245ZM72 244H74L75 246L73 247V245ZM94 244H96V245H94ZM111 244H113V245H111ZM116 244V245H115ZM121 244H122V246H121ZM191 244V245H190ZM195 244H198L197 246H200V245H202L200 248L199 247H197L198 248V250L195 248L196 247V245ZM207 244V245H206ZM11 247H10V246ZM58 245V246H57ZM69 245H71V246H69ZM83 245H85V247H83ZM93 245H94V247H93ZM97 245H100V246H97ZM107 245V247H105ZM109 245H110V247H109ZM124 245V246H123ZM187 245H189L191 248V250L188 252V253H185V252H187V250H189V249H187V248H189V246H187ZM195 245V247H193V246ZM205 245V246H204ZM263 245V246H262ZM5 246V247H4ZM8 246V247H7ZM43 246H44V241H43ZM45 246H44V248H45ZM52 248H50V247ZM87 246V247H86ZM95 246H97V247H95ZM102 246L105 248V250L104 249H102ZM118 246H120V247H118ZM203 246L205 247V248H203ZM242 248H241V247ZM252 248H251V247ZM57 247V248H56ZM80 248V250L79 249H77V248ZM83 247V248H82ZM99 247H100V250L101 251H97V249H99ZM122 247H124L123 249H122ZM186 247V248H185ZM7 248V249H6ZM12 248V249H11ZM74 248V249H73ZM86 248V249H85ZM90 249V250H87V249ZM94 248L96 249V256H95V253H93V252H95V250H94ZM116 248V249H115ZM197 250V251H195V249ZM238 248L240 249V250H238ZM244 248V249H243ZM11 249V250H10ZM65 249H67V250H65ZM76 249V250H75ZM81 249H82V251H81ZM94 251H93V250ZM110 249V250H109ZM113 251H112V250ZM172 249V252L174 251ZM194 249V250H193ZM205 249V250H204ZM242 249V250H241ZM56 250V251H55ZM104 250V251H103ZM179 250H177V251H179ZM193 250V251H192ZM41 251H43L44 252V250H41ZM58 251H60V252H58ZM66 251V252H65ZM84 252L85 254H87V256H85V254L83 253L82 255H81V253H79L81 256H78L79 254H78V252ZM92 251V252H91ZM103 251V252H102ZM126 251H128V252H126ZM171 251V250H170ZM184 251V252H183ZM55 252H57V253H55ZM65 252V253H64ZM69 252V253H68ZM71 252H72V254H71ZM74 252V253H73ZM121 252V253H120ZM125 252V253H124ZM169 252L168 254L170 255V254H172V256L174 255L173 253H175V252ZM98 253V254H97ZM185 253V254H184ZM69 254H71V255H69ZM100 254V255H99ZM104 254V255H103ZM107 254V255H106ZM126 254H128V255H126ZM3 255V256H2ZM63 255V256H62ZM67 255H69V256H67ZM89 255H91V257H89ZM109 255V256H108ZM120 255V256H119ZM122 255V256H121ZM186 255V256H187ZM55 256V257H56ZM63 257V259H62V257ZM85 256V257H84ZM103 257V258H101V257ZM120 257V258H118V257ZM61 257V258H60ZM79 257V258H78ZM95 257V258H94ZM96 257H99V260L96 258ZM119 259V261H117V259ZM127 257V258H126ZM60 258V259H59ZM65 258V259H64ZM83 258H90L89 260L87 259L86 261L83 259ZM129 258H130V260H129ZM66 260L65 262H63L62 260ZM68 259H70L71 260V262H70V260H68ZM78 259V260H77ZM95 259V260H94ZM99 261H97V260ZM102 259V261L104 260V262H100V260ZM107 260V262H106V260ZM138 259H139V262H137L138 261ZM75 260V261H74ZM83 260V261H82ZM92 260V261H91ZM113 260V261H112ZM262 260V261H261ZM61 263H60V262ZM94 261V262H93ZM110 261V262H109ZM126 261H127V263H126ZM80 262H82V263H80ZM122 262H124V263H122ZM129 262V263H128ZM137 262V263H136ZM240 262V263H239ZM1 263V262H0Z\"/></svg>",
    "mask_w": 264,
    "mask_h": 264
}]
</instances>
